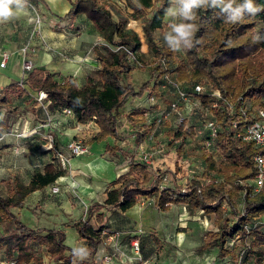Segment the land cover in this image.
I'll return each mask as SVG.
<instances>
[{"label":"trees","instance_id":"trees-1","mask_svg":"<svg viewBox=\"0 0 264 264\" xmlns=\"http://www.w3.org/2000/svg\"><path fill=\"white\" fill-rule=\"evenodd\" d=\"M35 1L44 3V0ZM68 1L70 7L59 19L73 21L77 16L84 15L105 41L92 48L99 62L96 70L99 80L93 81L88 77L84 84L78 85L72 76H68L58 81L47 70L33 66L25 72L24 79L0 89V105L13 97L28 96L30 91L43 92L46 95L43 99L46 114L68 109L74 123L93 122L97 126V131L85 144L107 138L115 142L126 141L132 137V151L117 143L106 144L104 150L110 161H115L119 155L127 157L129 167L108 184L103 202H91L85 209L84 218L74 223L78 237L86 243L84 248L79 249L66 245L64 230L29 227L12 212V208L22 206L30 193L53 185L64 175V169L55 163V159L34 170L27 184L15 177L1 181L2 260L7 264H46V258L48 264H80L77 256H93L106 228L102 223V209L124 212L140 198H149L157 211L165 212L171 205L181 204L189 214L201 211L206 216L212 215L214 228L205 232L199 246L201 250L216 249L218 257L230 255L235 258L236 254L228 246L229 240L235 237L240 248L244 249V262L253 257L259 263L257 260L264 257V229L256 219L264 215V180L256 192L246 182L256 173L252 157L258 148L253 142L242 140L241 133L257 118V111L264 109V0H253L256 10L245 9L234 20L230 11L224 10L228 0L217 4L206 0L205 4L193 9L192 20L181 16L177 26L191 23L195 25V30L178 46L171 40L168 44L161 43L155 37L156 31L163 27L173 0H124L130 11L127 17L119 19L112 16L102 1ZM242 3L243 0H235L233 8ZM128 20L143 23L144 43L151 56L149 63L142 61L140 37L126 27ZM176 35L173 31L171 37ZM127 51L131 52L132 58L128 57ZM135 66H142L149 74L137 89L128 78ZM166 75L178 82L191 99L198 100L200 111L216 125L215 135L211 139L208 132L205 141L211 139V147L204 145L217 152L220 159L203 154L207 170L217 174L205 173L206 182L194 177L178 184L173 172L154 169L143 159L136 158V149L150 134V126L143 118L144 109L132 111L134 119H128L131 131L125 127L120 129L119 109L129 99L140 98L145 93L155 99V95L166 89H170L175 96L170 103L176 99L173 85L163 79ZM195 85L204 87L202 93L193 92ZM214 89L228 98L232 110L221 102L212 106L216 99L207 93ZM170 103L166 109L170 108ZM178 108L183 109L180 101ZM13 111L10 106L4 108L0 128H11L16 119L12 116ZM169 117L161 121L159 117L158 121H170ZM186 119L175 125V140L184 139L191 133L189 126L192 125L188 126ZM167 177L169 182L165 181ZM41 249L43 254L38 251Z\"/></svg>","mask_w":264,"mask_h":264},{"label":"rangeland","instance_id":"rangeland-1","mask_svg":"<svg viewBox=\"0 0 264 264\" xmlns=\"http://www.w3.org/2000/svg\"><path fill=\"white\" fill-rule=\"evenodd\" d=\"M106 4V6L110 9L112 16L115 19L119 18H125L128 16L129 9L125 6L124 0H99ZM18 4L23 5L26 9L24 10V13L26 15V19L28 18V24H23V22H20L21 30L23 28H28L31 34H36L38 41L42 42V25L44 21H46V18L48 16V13L46 12V9L42 5L34 4L32 1L27 2H21V0H18ZM31 5V6H30ZM179 4L177 0H173V5H171L170 9L165 15L164 18V24L163 27L160 30H157L155 33L156 39L164 44L169 43V37H171L174 28L177 26L178 22L181 19V14L179 12ZM85 18L80 15L77 17V20L74 22L73 27L69 28L70 34H77L80 37L84 38L86 37L87 33L94 32L97 34V29L93 24L91 26L84 25V23L81 22L82 19ZM69 22V21H68ZM83 24V25H82ZM143 26V23L141 21H132L128 20L127 28L133 29L140 37L141 40V47L140 50L142 52V61L145 63H149L151 61L150 53L147 50L146 44L144 43V36L141 31V27ZM85 27V28H84ZM84 28V31L82 30ZM87 29V30H85ZM78 30H81V32H78ZM101 35V34H100ZM96 41V40H93ZM25 44V43H24ZM97 45H101L97 44ZM24 46V45H23ZM88 48V45H87ZM21 53H23L20 50ZM25 57H30L29 59L33 58V55H28L27 51L25 52ZM20 58V53L18 51H14L11 53V56L9 58V67H7L4 71H9L13 69V65H10V62L12 63L15 58ZM22 57V56H21ZM27 59V58H26ZM80 73V77L77 79V84L81 85L86 82L88 77L92 78L93 81L99 80V75L96 71H90V73H87V76L84 78ZM149 77L148 72L142 67V66H135L133 70L129 73V80L134 84L136 89ZM84 78V79H83ZM186 89V88H185ZM155 95V94H154ZM172 93L170 89H166L164 92H160V94L155 95V102L154 104L149 108V103L151 102L149 99L148 94H143L140 98H135L131 100V102L123 106L121 108V113L118 114L119 117V123H120V129H123V127L126 128L127 131H131L132 127L130 123L128 122V119H134V116L132 114V111L134 109L140 108L144 109L143 118L145 119V122L149 124L150 126V134L152 137V142L156 143L151 145L148 144L145 150L146 152L141 153L140 155H136L137 158H142L146 153V155L150 156V160L152 162L157 161L160 158V165L164 164L167 160L169 163L168 166L165 167V169L169 172H173L176 180L179 182L181 179H190L192 177L199 178L202 182H206L207 179L204 177L205 173H210L211 175L215 176L216 171H208L204 162L203 154L206 153L208 155L211 154L213 158L216 160H219L220 157L217 152L211 151L210 149L205 147V141L206 137H208V128L206 127V122L209 119V116L205 114L203 111H195V109L190 110L189 113L190 116L188 119H186L187 125L191 127V133L186 135L184 139H176L173 138V133L175 129V125L178 123V115L172 114L170 115L169 119L170 121L160 122L158 121V118L160 117V110L163 111L166 109V105L170 103V97L172 98ZM159 97V98H158ZM168 99H166V98ZM158 98V100L156 99ZM44 98H40L39 93H35L34 96H23L22 98H15L13 97L11 101L7 102L4 101L0 105V110L3 112L4 108L11 107L14 108L12 116L18 117L21 116L23 118L29 117V119H32L33 113L37 114L38 116H41V112L44 110V106L41 105V108L36 111V106L34 107V104H38V102L43 101ZM36 104V105H37ZM161 105V107H160ZM154 106V107H153ZM166 106V107H165ZM39 107V106H38ZM153 108V109H152ZM42 110V111H41ZM41 111V112H40ZM45 111V110H44ZM18 112V115H17ZM192 113V114H191ZM46 114V112H45ZM43 113L42 116H45ZM59 116V119L62 121L64 125L72 124V116L71 113L66 112H57L56 113ZM154 117H153V116ZM196 118V120H193V118ZM25 123V124H24ZM24 124L23 129L29 133V138L35 139V150H41L44 149V147H48L49 143L51 142L52 148H47V151L52 152L51 160L55 159V163H58L57 160V153H61L64 156L68 157V160L72 158L69 150L58 141L59 137L58 134L60 132L58 130H55L54 128H51V125L48 126L41 125V123H34V125H37L36 127H32L29 130L28 127H26L27 122H21V126ZM12 126V125H11ZM53 127V126H52ZM131 127V128H130ZM194 127V129H193ZM22 129V128H21ZM199 129L202 132H198ZM90 132V130H89ZM160 132L163 134L160 135ZM91 133V132H90ZM207 135L204 139H199V135ZM167 135V143L170 147L173 143L175 147L173 148L176 152V154L170 152L171 150H166L165 147H167V143L164 146L165 152L162 151L161 144L163 141V136ZM197 135V136H196ZM170 137V138H169ZM57 139V142H56ZM74 140V139H73ZM78 140V139H75ZM84 142V140H79ZM28 144L27 142L24 143V145ZM123 148H125L128 151H132L133 148V138L130 137V139L126 140L125 142L119 143ZM148 147V148H147ZM151 147V148H149ZM169 151V152H168ZM139 152V151H138ZM168 152V153H167ZM150 153V155H149ZM165 153V154H164ZM74 157V156H73ZM109 155H105L104 158H109ZM162 159H165L162 161ZM116 161L118 163L123 162L122 165L128 164L129 160L127 157L123 155H119L116 158ZM127 169V166H125ZM69 162L68 165L64 168V175H66L65 182L63 181L62 187L59 186L58 192H52L51 189L44 190L42 192V195L40 196V200H36L37 204L32 200V197L27 198V203H30L29 205L31 208H28L20 213L18 218L25 223L27 226L35 228L37 226H45L49 228H58L64 230L66 237H65V243L69 246L76 247L81 246V244H78L79 241H75V237L77 235V232L75 231L74 223L78 222L80 219H66L65 221H59L62 220L63 217L66 215L62 213V216L58 214V216L51 215L47 217L48 215L44 214L42 211V206L44 201H50V205H57L58 207H62L65 204L70 206L75 205L74 199L76 200L78 198L77 194H75V187L72 184H69L66 181H70L71 170H69ZM170 178H166V182H169ZM72 185V186H70ZM78 200V199H77ZM82 203L83 201L80 200ZM139 205L142 208H145L150 211L153 215H156L155 212L150 209L152 206V200L149 198H141L139 200ZM62 205V206H61ZM83 205V204H82ZM48 210H51L50 208H47ZM180 209V208H179ZM179 209H176L175 214L177 219L174 221H171V213L167 214H157L160 215L161 218H164L167 223V232H162L160 235L161 238L156 237V239L160 240L156 243L153 241V238H155L154 235L150 234L153 233L152 231H144L146 227L145 222L143 225L145 228H137L135 231L133 230L131 233L130 231H121L120 225L124 226V222H120L118 218V223L115 227L111 223V225L105 224L107 223V219L103 218L102 223L106 225V228L101 233L100 240H99V250L95 252V254L91 257H84V259H90L89 262H86L88 264H101L103 261L105 262H111L110 264H130L131 259L134 257L130 250V242L132 239H138L140 243V256L141 254V243L144 235H146L144 238H146V241H144V245H146L147 249L148 247H151L149 250V253L154 254L155 258L152 260L153 262H146V264H175V263H181V264H218V256L217 252L210 251L209 253H203L205 251H202L199 248V243L203 241L204 234L208 229H213V216H205L204 214L200 212H195L193 214H189L190 217H184L183 210L180 211ZM67 209H65L63 212H66ZM183 215H181V213ZM43 213V214H42ZM42 214V215H41ZM180 214V216H179ZM113 213H111L110 217L113 218ZM76 217V216H71ZM108 218V217H107ZM73 221V225L70 223ZM146 221V220H145ZM11 225L12 222H9ZM258 224H262L264 227V218H261L258 222ZM9 224V226H11ZM8 226V225H7ZM70 226V227H69ZM119 230H117V229ZM125 228V226H124ZM1 230V226H0ZM147 242V243H146ZM149 243V246H148ZM237 241L233 246H231L233 254H237L239 252L240 244ZM78 244V245H77ZM102 245V246H101ZM155 245V246H154ZM84 246V245H83ZM82 246V247H83ZM103 247V248H102ZM42 254L44 253L41 249L38 250ZM2 250L0 251V259H2ZM160 253V258L159 254ZM136 257V256H135ZM78 258V257H77ZM1 261V260H0ZM133 261V260H132ZM256 260L253 259V257H249L248 261L245 262V264H260V262H255ZM259 261V260H257ZM217 262V263H216ZM0 264H7L5 262ZM109 264V263H108ZM134 264V263H131ZM139 264V262L137 263ZM221 264H234L233 261L224 260L221 261ZM261 264H264L261 262Z\"/></svg>","mask_w":264,"mask_h":264},{"label":"crops","instance_id":"crops-1","mask_svg":"<svg viewBox=\"0 0 264 264\" xmlns=\"http://www.w3.org/2000/svg\"><path fill=\"white\" fill-rule=\"evenodd\" d=\"M27 1H32L34 4L42 5L46 9V12L48 13L46 21H44L42 25V35L40 37L42 38V42L38 41L36 34L35 33L31 34L28 28H23L21 30L22 25H20V22H23L24 25L28 24V18L26 19V15L24 13V10L26 8L18 3H14L13 5H10V7L13 9V14L6 18H0V61L2 59V54L8 53V58L6 60L5 65L3 67H0V89L11 82L20 81L25 78L26 74L22 69V62L25 58L27 59L30 58L28 56L25 57L26 51L28 55L31 56L33 55V58L29 59L32 62L33 66L47 70L48 72L52 73L58 81H61L68 76H72L77 82L78 77H80V73H82L81 75L85 78L87 76V73H90V71H96L99 68V62L95 58L92 48L94 45L100 43L104 44L105 41L103 40L99 31H97V34H95L94 32H90L91 31L90 30L89 33H87L86 37L84 38L80 37L77 34H70L68 29L73 27V24L77 20L78 16L73 21L70 19H65V20L59 19V16L66 13L70 7V2L68 0H44V3L35 0H25L24 2ZM82 16L85 19L83 20L81 18L82 19L81 22L84 23L86 27L91 26L92 24L91 21H89L84 15ZM84 28L82 29L83 31ZM141 31H142V27H141ZM78 32H81V30H78ZM23 48H25L26 50L23 53H21L20 50L22 51ZM14 51H18V53H20V58L16 57L12 63L10 62V65H13V69L9 71H4L7 67H9V58L11 56V53H13ZM35 93L36 92L30 91L28 96H34ZM174 98L175 96H172V98L170 97L169 99L171 100ZM133 99H129L128 100L129 103ZM128 101L126 102V104L128 103ZM36 104H34V107L36 106V108L38 106L41 107V105L45 107L46 105V103H44L43 101L42 103L38 102V104L37 105ZM180 105L184 110L187 111L191 110L189 103L180 101ZM151 106H152L151 103H149V108ZM121 108L119 109V113H121ZM3 113H4V109L3 112L0 110V120L3 117ZM41 113L45 114V111L43 110ZM33 114L34 115H32L31 117L32 119H29V117L23 118L17 114L18 117L12 123V126L9 130H6L5 128H0V182L15 177L18 180H20L22 183L27 184L34 170L41 169L46 163L52 161L51 160L52 152L47 151L48 150L47 147H44V149L41 150H35L36 141L35 139L29 138V135L31 133L23 129L25 123L21 126V122L28 123L26 124V127H28L27 130H29L34 126L36 127L37 125H34V123H38V124L41 123V125L43 126L47 124L48 126L51 125V128H54L55 130H58L60 132V134H58L59 137L58 141L64 144V146H66V143L72 139L84 140V142H87L97 131V126L93 122H89L87 124H76L72 121L73 122L72 124L64 125L56 113L45 114V116H42V114L41 116H38L35 113ZM193 120H196V118L194 117ZM89 130L91 133L89 132ZM198 132L200 133L202 131L199 129ZM161 134H163V132L162 133L160 132V135ZM206 136L207 135L203 136L201 134L198 136V138L204 139ZM167 139L168 136L164 135L161 144V148L163 152H165L163 145H166ZM26 142L28 144L24 145V143ZM120 142H125V141L115 142L114 139L107 138L100 142L87 143L88 152L81 156L72 157L69 161V167H70L69 170H71L72 177L70 178V181H66V182L68 183L70 182L69 184L73 183L76 189L75 194H77L78 200L74 199L75 205L70 206L68 209L69 205L65 204L64 206L61 205L62 207H58L57 205H50L49 204L50 201H44L42 206L43 213L48 215L47 217L51 215L58 216V214L62 216V213L65 214L66 216L63 217L62 220H59L60 222L72 218L82 219L85 216V209L87 205H89L91 202L94 201L103 202V200L106 197V189L108 184L111 181H113L117 176L125 173L129 167V165L126 163L125 165H122L123 162L118 163L116 160L110 161L107 158H104V156L106 155L104 154L106 144L113 145L117 143L119 146H121L119 144ZM150 142H152V137L151 134H148L145 141L141 143V145L136 149V155H140V152L141 153L146 152L143 149L146 148V146L150 144ZM154 144L156 143L153 142L151 143V145L153 146ZM174 147L175 145H173V143L170 147L168 146L167 143V147L165 148L166 150H169L170 148L171 150L169 151L170 152L172 151L173 154L174 153L176 154L175 150L173 149ZM138 159L142 160L143 156L142 158H138ZM163 160L165 159H162V161ZM165 161L166 162H164V164L160 165V158H159L157 161L154 162L150 160L149 164H151L154 169L166 170L165 167L168 166L169 163L167 162V160ZM125 166H127V169ZM65 180H66V175H63L59 177L54 184L62 187L61 185L63 184V181L65 182ZM188 180L189 179H183V180L181 179V181L179 180V182L177 180L176 181L178 184H184ZM51 187L52 185H49L43 188L42 190H38L30 193L24 199L22 206L19 208L18 207L12 208V212L18 217L22 211L31 208V206L29 205L30 203H27L28 197H32L31 202L34 201L37 204L36 200L37 201L40 200V196L42 195V192H44V190L47 191L51 189ZM80 200H82L83 203ZM138 202L133 207L129 208L124 212L119 210L107 211L102 209V215H103L102 220L103 218H106L107 223L105 224L111 223L113 226L117 227L116 224L117 225L119 224L117 222L119 218V221L124 222V226H125L124 228V226L119 224L121 227L120 229H122L120 230L121 233L122 231H130L131 233H133L132 232L133 230L135 231L137 228H145L144 226L147 225L149 226V222H152L150 223V227H146L144 231L146 230L152 231L153 233L150 234L155 236V238H153V241L156 243L159 241L160 244V240L156 239V237L159 236V238H161L160 235L162 234V232H167L166 230L168 227L166 222L168 221H165L164 218H161L160 215L157 214L171 213V218H172L171 221H174L177 219L175 211L176 209L180 208L179 209L180 211L183 210L184 217H190V215L187 214L188 212L186 211L185 206L181 204H173L171 205L170 209L165 212L157 211L151 206L150 209H152L156 214L153 215L150 212H146L150 210L142 208ZM47 208H50L51 210H48ZM65 209H67L66 210L67 213L63 212ZM197 212L202 213L201 211H196V213ZM111 213H113L112 216L113 218L115 217V219H112L110 217ZM181 215L183 214L181 213ZM71 216H76V217H71ZM261 218H264V215L259 216L256 219V221H259ZM144 222L146 225L144 226L141 225L144 224ZM70 223L72 224L73 221H71ZM37 227L49 228L41 225ZM1 231L2 229L0 230V232ZM145 236L146 235H144V237ZM144 237L141 243L142 261H145V263L153 262L152 260L155 258V255L149 253L151 247H148L147 249L146 245H144V241H146V238ZM75 241L76 242L79 241L78 244H81V246L72 247L67 244L66 245L73 249L84 248L86 245L85 241L78 237V234L75 237ZM201 243L202 242L199 243V246ZM1 250L2 247L0 248V251ZM98 250H99V242L96 251ZM213 250L217 252L216 249ZM202 251H205L203 253L210 252L206 250H202ZM158 254L160 258V253ZM77 257H78L77 260L81 261L80 264L90 261V259H84V257L89 258V256L84 254H80ZM0 260L1 263L5 262L2 259ZM45 260H46V264H48L46 258ZM224 260L233 261L234 258L231 257L230 255L224 257H218L217 262L218 264H221V261ZM263 260L264 257L259 260L260 264L261 262H263ZM130 261L131 263L134 264L138 263L134 258H132ZM108 263L110 264L111 262ZM108 263L103 261L101 264H108ZM175 264H181V263H175Z\"/></svg>","mask_w":264,"mask_h":264},{"label":"built area","instance_id":"built-area-1","mask_svg":"<svg viewBox=\"0 0 264 264\" xmlns=\"http://www.w3.org/2000/svg\"><path fill=\"white\" fill-rule=\"evenodd\" d=\"M22 2V1H21ZM31 6V5H30ZM26 49L23 48L22 52H24ZM128 57L132 58V54L130 51H127ZM8 58V53L2 54V59L0 61V67H3L6 63V60ZM33 67L32 62L29 59H24L22 62V69L25 72H28ZM163 79L166 82H169L173 85L174 92L176 93L177 97L175 100H173L170 105L169 109H165L161 111L160 113V121L162 119H166L170 116L172 112L177 113L179 122H181L183 119H186L190 116L189 112L190 110H179L178 104L179 101H184L186 103H189L191 110L193 112V109L195 111L201 110L200 102L194 98H190L189 95L186 94V92L180 87L178 82H175L172 80L168 75L164 76ZM204 87L201 85H195L193 88V92L195 94L202 93ZM209 96L214 97L216 101L212 104L213 107L217 106L218 102H221V104L227 109L232 110V105L229 102L227 97H224L220 94V92L216 89L210 90L207 93ZM40 98H45V94L43 92L39 93ZM150 103H153L155 101L154 97H149ZM63 112L70 113L68 109H64ZM192 114V113H191ZM206 127L209 130L210 138L215 135L216 133V125L214 123V120H210L206 122ZM239 135V134H238ZM241 138L244 141H251L255 144V146L258 148L257 152L253 155L252 159L255 166V175L253 178L247 180L246 182L251 185L254 192L258 191L259 188L262 186L263 180H264V109H259L257 111V118H255L254 121H252L245 129L244 132L241 133ZM211 139L205 142V145L209 148L211 147ZM47 148H52L51 142L49 143ZM66 148L69 150L71 156L77 157L84 155L88 152V146L82 141L79 140H70L66 143ZM57 160L59 165L64 169L68 165V157L64 156L61 153H57ZM143 160L147 163L150 162V156L144 155ZM215 181L219 179H214ZM210 181V180H208ZM52 192H58L59 186L58 185H52L51 187ZM238 240L234 237L229 240L228 246H233ZM130 250L132 254L134 255V259H136L139 264H146L145 261H142V258L140 256V243L138 239H132L130 242ZM136 256V257H135ZM234 264H245L244 262V249L241 248L239 252L236 254L234 258Z\"/></svg>","mask_w":264,"mask_h":264},{"label":"clouds","instance_id":"clouds-1","mask_svg":"<svg viewBox=\"0 0 264 264\" xmlns=\"http://www.w3.org/2000/svg\"><path fill=\"white\" fill-rule=\"evenodd\" d=\"M179 4V12L180 14L188 19L192 20L194 18L193 9L200 7L201 5L206 3V0H177ZM14 3H18V0H0V18H6L13 14V9L10 5ZM213 4L223 3V0H212ZM235 0H228L226 4H224V10L230 11L231 18L236 19L243 10L247 9L249 11H255L253 5V0H243L242 4L237 5L233 8V4ZM195 30V25L189 24H181L174 28L176 32L175 37H169L171 41H173L177 46L181 40H186V38H190L193 31Z\"/></svg>","mask_w":264,"mask_h":264}]
</instances>
